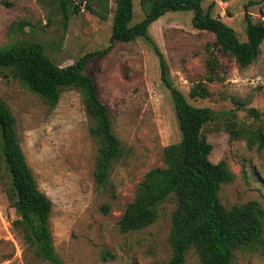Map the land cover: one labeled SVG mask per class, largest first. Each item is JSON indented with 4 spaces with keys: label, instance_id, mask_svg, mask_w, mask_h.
I'll list each match as a JSON object with an SVG mask.
<instances>
[{
    "label": "rangeland",
    "instance_id": "obj_1",
    "mask_svg": "<svg viewBox=\"0 0 264 264\" xmlns=\"http://www.w3.org/2000/svg\"><path fill=\"white\" fill-rule=\"evenodd\" d=\"M65 18L59 0H0V48L21 39L40 44L57 65L66 66L109 44L114 0H72ZM212 16L246 41V16L264 23L263 0H201ZM104 15V19L102 16ZM192 11L166 12L148 27L164 56L168 77L194 106L216 117L203 126L212 145L210 161H224L231 179L218 192L225 208L257 201L262 237L236 248L233 264H264V40L253 62L240 66L218 54L222 79L205 82L207 97H191L190 87L204 80L205 59L214 34L191 25ZM144 17L133 0L136 23ZM21 25V26H20ZM22 27V28H20ZM106 105L122 145L108 184L97 186L93 170L97 141L79 90L67 87L50 108L9 70H0V97L15 118L16 134L38 187L52 203L50 229L56 253L66 264H166L171 257L170 228L174 198L159 204L154 222L122 232L118 221L148 170L164 166L163 148L180 140L168 88L160 78L158 56L142 37L115 41L85 70ZM254 108L258 114H251ZM109 210L103 212L101 206ZM30 230L17 215L10 178L0 167V264H50L29 246ZM184 264H200L193 248Z\"/></svg>",
    "mask_w": 264,
    "mask_h": 264
},
{
    "label": "trees",
    "instance_id": "obj_2",
    "mask_svg": "<svg viewBox=\"0 0 264 264\" xmlns=\"http://www.w3.org/2000/svg\"><path fill=\"white\" fill-rule=\"evenodd\" d=\"M114 3L106 47L90 51L72 64L60 66L45 54L40 44L21 39L0 48V70H9L18 76L50 108L56 106L65 88L79 90L85 111L92 120L90 133L97 141L93 179L97 186H105L114 160L122 153V145L113 131L108 109L99 97L93 78L84 70L89 61L107 55L115 41L146 39L158 56L160 78L170 92L180 140L163 148L164 166L151 168L137 184L133 199L118 221L119 229L128 232L145 228L155 221L159 204L173 197L175 208L169 234L171 257L166 264H184L185 254L191 248L197 253L200 264H233L232 253L236 248L262 237V208L257 201L234 204L230 208L220 202V186L231 179V173L224 161H210L212 145L202 132L203 126L213 120L216 113L209 107L190 104L173 85L164 56L147 29L166 12L192 11L191 25L214 34V42L205 59L204 80L189 90L191 97L204 98L209 95L205 82L222 79L217 53L229 55L240 66L250 64L264 40V23L253 22L247 15V38L240 41L231 27L212 16L213 3L203 9L201 0H140L144 17L136 23H131L133 0H114ZM69 5L73 12L79 11L80 7L72 0H59L66 19ZM248 111L258 114L252 107ZM0 167L9 175L16 213L29 227V246L50 264H66L53 244L49 221L51 200L37 185L16 134L15 118L1 97ZM101 209L107 212L109 206L104 204Z\"/></svg>",
    "mask_w": 264,
    "mask_h": 264
}]
</instances>
